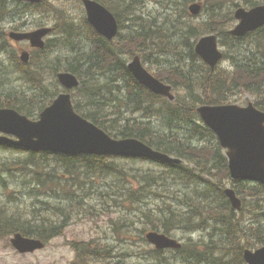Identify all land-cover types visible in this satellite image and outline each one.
Returning <instances> with one entry per match:
<instances>
[{
	"label": "trees",
	"instance_id": "1",
	"mask_svg": "<svg viewBox=\"0 0 264 264\" xmlns=\"http://www.w3.org/2000/svg\"><path fill=\"white\" fill-rule=\"evenodd\" d=\"M98 1L115 13L120 30L129 29V32H120L116 40L108 41L88 25L86 18L75 22L65 17L54 28L59 41H47L43 52L50 47L70 48L74 52V59H68L65 64L55 63L54 68L58 69L60 66L79 76L81 85L77 89L74 102L75 108L85 117L115 138H138L157 150L181 157L191 164L190 167L151 162L155 168L147 169L142 176V187L137 191L122 192L123 200L156 199L157 195H161V188L165 186L166 198L161 199L160 213H147L145 209L142 211L152 230L162 229L170 235L177 229L187 231L205 228L202 224L208 223L207 220L197 222V219L204 220L207 215L212 220L210 225L220 230L216 234L222 235L221 240L228 239V246H221L222 249L215 254L211 252L216 244H207L210 252H204L197 242L186 243L182 249L177 250L183 261L199 264L197 259L202 257L214 264H246L243 258L244 249L264 245V213L243 222L237 214L243 213L245 207L237 212L231 206L224 193L226 184L232 181L226 157L215 134L200 122L196 109L203 103H229L238 93H246L253 96L255 104L264 110V26L246 37L239 38L229 33L234 22L231 11L225 15L216 11L209 18L197 23L186 20L185 18L189 19L186 15L190 16L187 5L193 0H157L161 5V17L164 18L161 20L137 16L133 5L136 0H118L116 3L110 0ZM262 1L245 0L244 3L246 6H254ZM225 2L227 1L212 0L215 6ZM204 3H210V0H204ZM29 5L20 0H0V53H8L11 61L16 62L17 70L22 73L21 77L31 82L29 85L34 87L29 94H25L26 91L22 94L9 89L3 90L6 83H2L0 107L16 108L29 117H36L58 93L57 82H45L47 57L33 56L30 64L20 63L10 44L7 47L9 40L3 28L8 16L11 19L8 23H14L16 17H23V12ZM34 6L50 7L46 1ZM212 32L217 33L220 41L227 47L225 58L233 61L230 68L217 67L212 70L196 55L194 40ZM161 47H166L169 54L172 53L178 58L182 57V52L189 54L190 62L182 57L183 60L173 67L161 64V77L157 74L161 80L175 87H182L186 95H189V101L178 96L171 103L164 97L154 95L137 83L128 71L127 56L133 55L134 50L155 55V52L163 53ZM79 95L83 96L80 100ZM82 103L85 104L81 105ZM117 112L121 113L119 117ZM140 113L144 118L132 116ZM11 149L17 148L0 143V152ZM23 156L19 160L20 168L17 169L28 175L30 181L36 182L37 188L48 189L41 172L36 168L38 165H47L50 159L65 169L70 175L69 180L76 171L82 169L102 177L116 176L119 180L126 175L122 160L107 156H64L34 152ZM0 165L7 171L11 169L4 162H0ZM67 180L68 178L64 179V183ZM0 181H4L1 175ZM232 183L238 194L249 195L264 207L263 185L252 182ZM145 185L151 186L153 190L145 188ZM179 195L187 196L182 204L187 210L179 211L182 205L172 207L173 197ZM154 213L157 216L153 217ZM23 214L24 209L9 213L5 207H0V237L21 232L25 236L48 242L61 235L66 227L65 221L52 223L46 214L36 208H32L26 216ZM96 246L94 241L73 242L78 259H83L82 261L92 257H106L105 252L109 255V248ZM154 252L162 254V250ZM107 261L108 264H122L120 261L114 262L111 256H108Z\"/></svg>",
	"mask_w": 264,
	"mask_h": 264
},
{
	"label": "rangeland",
	"instance_id": "2",
	"mask_svg": "<svg viewBox=\"0 0 264 264\" xmlns=\"http://www.w3.org/2000/svg\"><path fill=\"white\" fill-rule=\"evenodd\" d=\"M45 1L50 6V10L39 8L40 11L24 12L23 17H16V21L19 20L17 23L16 21L8 23L11 20L8 16L6 23L3 24V28L6 31H10L13 27L20 26V28L30 30L35 28L39 23L54 27L59 22L61 10L76 20H81L83 17L82 8L79 6L78 0ZM110 1L115 2L118 0ZM194 1L204 3V0ZM226 1L220 6H215V4H212V0H210L208 9L199 15V17L192 18L193 20L190 18L185 19L191 23H196V21L209 18L216 11L219 14L225 15L237 8L234 6V2L243 6L245 2V0ZM133 5L137 16L150 19H154L155 17V20L164 19L161 17V5L158 4L157 0H136ZM15 6L19 7L18 4H15ZM181 14H184V12ZM9 44L15 51L22 49V47H27L23 43H7V47ZM161 48L163 49V53L155 52L156 55H151L150 60H147L146 65L151 70L155 71V66L161 67V64H169L166 66L173 67L182 61V57L179 59L173 56L172 53L169 54V50L166 47ZM74 55L71 53L70 48L60 47L51 49L47 54V59H45L44 71L51 77L50 72L54 68L55 63L65 64L68 62V59H74ZM41 56L43 55L39 57ZM176 58H178V61H176ZM183 58L187 62L191 61L187 52L183 53ZM8 60L7 57L0 55V86L2 83H6L3 90L9 89L14 92H21L22 94L24 91H27L24 93L29 94V84L31 82L23 79L20 73L14 72L16 67L12 63H9ZM222 64L229 66L233 64V61H224ZM86 78L91 79L89 77ZM174 94L181 99L189 101V98H187L189 95H186L182 87H175ZM238 99L236 100L238 104L245 105L253 101L254 98L247 94H238ZM119 122L120 120L118 119ZM25 154L26 152L22 151H18L16 154L0 153V161L6 163L11 168L10 171H7L5 167L0 166V175L5 179V184L0 181V207H5L9 213L24 209L25 214L23 215L25 216L28 212H31L32 208H36L42 214H46L52 223L65 221L66 227L63 234L51 239L44 249L31 254H20L17 252L11 246L10 236L0 237V264H78L79 259L71 245L74 241H94L97 243L96 247H100L98 245H101L110 249L109 255L105 252L106 257H92L87 259L85 264H107L108 256H111L114 262L120 261L122 264H190L183 261L180 253L174 250H165L162 252V256L156 254L153 246L144 240L146 233L152 229L149 220L144 218L142 211L145 209L147 213L149 211L151 213L153 211L160 213L161 199L166 198L164 192L165 186L161 188V195H157L156 199L144 198L127 202L123 200L122 192L129 190L137 191L142 187L141 184L144 183L142 176L147 172V169H151L149 166L154 168V165L143 163L140 160L134 162L133 160H127V158H118L124 160L121 164L123 165V170L126 172V175L121 180L117 179L116 176L101 177L95 173L85 174V171L82 169L76 171L77 174L64 187L57 184L52 185L53 191L44 188L30 191L31 188L26 186L34 183V181L29 182L30 178H22L20 169H17L20 168L19 160L23 159V155ZM184 163L187 164L185 161ZM50 166H53V168ZM37 169L42 172L45 179H55L61 175L64 177L68 176L67 173H64V169L52 160L47 165H38ZM166 174L168 175V173ZM175 178L180 180L176 176ZM162 180L161 178V182ZM145 188L153 190L149 185H145ZM185 198L187 196L179 195L173 197L172 207L177 208L182 205ZM241 198L245 209L243 213L237 215L241 216L243 222H248L264 213L263 204L258 203V200L256 201L248 195L241 196ZM194 199L199 200L197 198ZM213 204H216V202H213ZM181 210H187V208L182 205L179 211ZM164 213L165 211L162 215L163 218ZM155 215L154 213L153 217ZM206 220L208 223L202 224L205 225V228L201 227L196 231L177 229L172 232V235L183 243L197 241V245L204 252H210L206 247L207 244H216V247H213L214 249L211 252L215 254L222 249L221 246H228V239L221 240L222 235L216 234L220 230L210 225L212 220L207 215H205L204 220L197 219V222ZM197 262L199 264H214L213 262L203 260L202 257L199 260L197 259Z\"/></svg>",
	"mask_w": 264,
	"mask_h": 264
},
{
	"label": "water",
	"instance_id": "3",
	"mask_svg": "<svg viewBox=\"0 0 264 264\" xmlns=\"http://www.w3.org/2000/svg\"><path fill=\"white\" fill-rule=\"evenodd\" d=\"M84 2L89 22L99 33L109 39L113 38L118 31L114 15L95 1ZM190 9L197 14L200 6L193 4ZM236 17L240 19V23L232 33L244 35L264 25V5L250 10L240 8L236 12ZM49 31L40 29L27 34L11 33L10 36L17 40L29 38L33 46L42 47L44 45L42 37ZM196 51L212 67L222 58V53L218 50L217 37L214 35L203 37L198 42ZM28 56V53H23L22 58L27 60ZM129 68L141 83L154 92L170 95L171 87L150 75L142 67L139 57H135ZM59 78L68 88L78 85L76 77L72 74L61 73ZM170 97L173 98L171 95ZM198 110L206 123L217 133L222 146L229 149L227 154L230 158L231 175L234 178L253 179L264 183V112L256 109L252 103L247 107L206 105ZM0 131L18 138L13 140L0 136V141L36 151L149 157L167 163L180 162L179 159L157 152L135 138H112L95 124L78 115L68 94H61L52 106L42 112L41 118L37 121L30 120L15 109H0ZM226 194L233 206L240 208L241 202L235 192L227 189ZM148 239L158 248L180 247L175 239L156 232L149 233ZM12 243L21 252L34 251L44 246L42 241L26 238L21 234H16ZM244 256L249 264H264V247L256 251L245 250Z\"/></svg>",
	"mask_w": 264,
	"mask_h": 264
},
{
	"label": "bare ground",
	"instance_id": "4",
	"mask_svg": "<svg viewBox=\"0 0 264 264\" xmlns=\"http://www.w3.org/2000/svg\"><path fill=\"white\" fill-rule=\"evenodd\" d=\"M155 18V17H154ZM187 19V18H186ZM189 21V20H188ZM130 22V21H129ZM154 27V26H153ZM126 28V27H125ZM157 31V30H156ZM150 32V31H149ZM156 33V32H155ZM178 59V58H177ZM180 59V58H179ZM182 59V58H181ZM183 60V59H182ZM178 61V60H177ZM179 63V62H178ZM185 66V65H184ZM180 89V88H179ZM146 94V93H145ZM178 101V100H177ZM122 166V165H121ZM127 166V165H126ZM110 247V246H109ZM248 248V247H247ZM156 256V255H155ZM116 257V256H115ZM99 258V257H98ZM104 258V257H103ZM102 258V259H103ZM96 259V258H95ZM94 262V261H93ZM100 263V262H99ZM105 263V262H104ZM108 264V263H107Z\"/></svg>",
	"mask_w": 264,
	"mask_h": 264
}]
</instances>
